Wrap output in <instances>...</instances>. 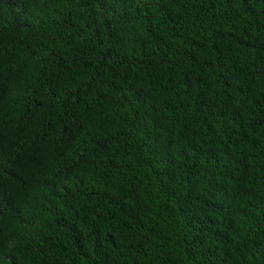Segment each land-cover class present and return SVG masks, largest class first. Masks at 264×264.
Listing matches in <instances>:
<instances>
[{
	"label": "trees",
	"instance_id": "obj_1",
	"mask_svg": "<svg viewBox=\"0 0 264 264\" xmlns=\"http://www.w3.org/2000/svg\"><path fill=\"white\" fill-rule=\"evenodd\" d=\"M0 264H264V0H0Z\"/></svg>",
	"mask_w": 264,
	"mask_h": 264
}]
</instances>
